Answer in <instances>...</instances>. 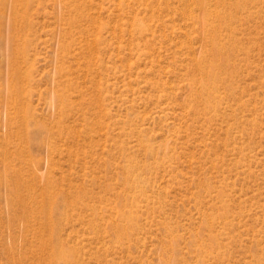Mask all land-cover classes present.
<instances>
[{
  "label": "rangeland",
  "instance_id": "rangeland-1",
  "mask_svg": "<svg viewBox=\"0 0 264 264\" xmlns=\"http://www.w3.org/2000/svg\"><path fill=\"white\" fill-rule=\"evenodd\" d=\"M206 1L208 102L197 0H0V264H264V0Z\"/></svg>",
  "mask_w": 264,
  "mask_h": 264
},
{
  "label": "bare ground",
  "instance_id": "bare-ground-1",
  "mask_svg": "<svg viewBox=\"0 0 264 264\" xmlns=\"http://www.w3.org/2000/svg\"><path fill=\"white\" fill-rule=\"evenodd\" d=\"M239 2H241V0H239L237 3H239ZM197 4L200 6V8L202 10V17L200 19V25L204 29L206 28L205 30H207V32H206L207 34H208V31L211 32L208 34V37L210 39V49H209V51L206 52V54L204 55L202 60L200 62H198V69H199L202 77L205 80V82H203L201 85V89H200L201 91L200 92H201V95H203L205 100L208 102L210 100V98L212 99L211 88L214 87L215 83H217L216 80L218 79V77L219 76L221 77L222 71L223 72L225 71L224 68L226 69L227 65H230V64H228V60H227L228 58L225 55L226 52H224V50H226V49L228 50V48L224 49L228 45L224 47V45L226 43L222 44L223 43L222 39H221V42H222L221 43L218 40L219 35H217V33L220 31L219 30L220 27H222V24H225V22L228 21L229 19H226V17L223 16L220 13V11L218 13V12H215L216 10L214 11V10H210L209 8H207V1L206 0H197ZM234 6L236 8H239L240 5L238 4V6H236V5H234ZM228 11H230V10H228ZM225 12H227V11H225ZM230 14H232V13H230ZM230 20H231V18H230ZM225 25H227V24H225ZM227 53H228V51H227ZM228 67H231V66H228ZM226 71H225V73H226ZM46 200H48V199H46ZM45 202H44V204L47 205L48 202L47 203H45ZM44 204H41L43 207L41 206L42 209H40L41 207L39 208L40 211L37 210L38 214H39V215L38 214L37 215L40 216L39 222L42 224L43 229H48V225L50 224V222H49L48 213L45 212V210L48 209V206H46L47 209H45ZM35 209H38V208L36 207ZM43 229H42V231L46 232V230H43ZM40 230H41V228H40ZM44 232H42V233L44 234ZM43 240H42V242H43ZM46 243L47 242H45L42 247H44ZM41 245H42V243H41ZM54 256L57 257L58 259H48L49 263L60 261V262H63L64 264H70L71 259H68L67 255L64 254L61 250L55 251Z\"/></svg>",
  "mask_w": 264,
  "mask_h": 264
}]
</instances>
